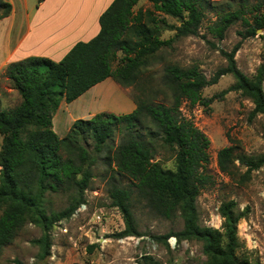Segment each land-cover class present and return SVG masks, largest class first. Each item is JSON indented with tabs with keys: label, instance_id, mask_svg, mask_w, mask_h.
<instances>
[{
	"label": "trees",
	"instance_id": "obj_1",
	"mask_svg": "<svg viewBox=\"0 0 264 264\" xmlns=\"http://www.w3.org/2000/svg\"><path fill=\"white\" fill-rule=\"evenodd\" d=\"M140 0H113L100 15V30L88 41L77 42L59 61L43 56H29L9 63L3 74L17 90L21 100L12 107L0 102V250L10 244L18 231L33 223L42 228L36 240L49 254L53 226L70 218L86 201L85 191L94 176L98 155L105 153L116 174L130 180L129 186L111 181L108 196L111 205L121 210L125 228L117 237L140 235L133 211L134 193L155 214L172 218L179 213L183 228L156 238L166 242L170 235L179 241L203 243L207 256L204 264H250L241 258L238 223L244 216L236 202H223L221 229L202 225L197 199L211 183L206 165L209 162L210 139L194 121L182 112L184 101L191 105H209L202 91L217 83L222 75L232 74L234 83L223 90L239 91L253 104L252 115L264 114V64L249 77L237 65L236 52L243 39L264 28V5L261 1L241 0L226 10L211 0H149L152 8L135 9ZM232 7V5H231ZM220 8V9H219ZM10 2L0 0V19L11 12ZM217 18L211 32L222 39L227 29L240 21L246 27L242 39L231 51L222 50L227 65L208 78L197 66H164L163 84L170 91L171 102L134 97L136 107L128 113L97 112L90 118L74 120L63 137L53 128V116L62 101L70 103L93 86L112 78L121 86H135L143 92L148 85L144 71L158 52L184 36L197 34L208 12ZM168 17L178 23H170ZM166 30L174 31L162 38ZM122 139L115 149L108 141L116 130ZM174 151V168L155 159L156 140ZM220 170L234 175L238 166L245 168L242 178L264 166V153L247 155L226 145L217 153ZM237 162L239 164H237ZM68 191L69 204L57 211L49 195ZM97 246L93 244L91 248ZM17 264H23L16 260Z\"/></svg>",
	"mask_w": 264,
	"mask_h": 264
},
{
	"label": "rangeland",
	"instance_id": "obj_2",
	"mask_svg": "<svg viewBox=\"0 0 264 264\" xmlns=\"http://www.w3.org/2000/svg\"><path fill=\"white\" fill-rule=\"evenodd\" d=\"M211 1L219 4L220 8L231 10L238 6L241 0ZM250 1H261L264 5V0ZM152 6L149 0H140L135 9H148ZM216 18L215 11L208 12L197 34L181 37L172 47H166L158 52L157 58L144 71L143 78L148 85L143 92L135 86H121L114 80L106 81L86 91L87 99L94 94V98L88 101L90 106L95 108L93 113L101 111L124 113L119 99H114L110 95V92L118 90L133 101L135 96L143 94L145 98L170 104V91L163 84L164 66L168 63L183 67L197 65L208 78H211L217 70L227 65L222 50L231 51L242 39L239 32L246 28L240 20L227 29L222 39H218L210 29ZM168 20L170 23H178L172 17H168ZM173 34L174 31L166 30L162 38H168ZM235 58L238 67L246 75L252 77L256 73L257 68L264 64V28L257 29L256 35L243 39ZM1 74V107H12L20 102L21 97L17 90L12 88L10 80ZM234 81V76L229 73L222 75L217 83L204 88L202 95L205 98H213L209 105L201 103L191 105L188 101H184L182 105L185 116L192 119L211 141L209 162L206 165L211 183L201 190L197 199L199 221L202 225L221 229L223 218L219 208L223 202L234 200L237 210L244 212L238 223L240 247L237 253L250 264H264V166L254 170L250 178L245 179L240 176L245 171L242 166H238L236 174L229 175L220 170L217 162L218 151L226 145H234L236 152L247 155L264 153V114L252 115L253 102L239 91L221 94ZM84 110H87V106ZM74 114L73 108L66 113L64 120L56 117L53 123L54 130L64 136L69 123H73ZM121 139L122 134L117 129L108 141L109 147L115 149ZM1 143L0 135V148ZM156 145L155 159L165 167L174 168V151L169 147L161 146L158 139ZM93 171L91 185L84 193L86 210L62 219L53 226L50 232L49 254L45 253V245L36 241L43 236L42 228L33 223H26L14 240L0 250V264H17L16 260L23 264H204L206 262L207 256L200 241H179L173 235H170L166 242L156 238L181 230L183 220L179 213L172 218L155 214L136 192L133 211L141 234L115 236V233L125 228V223L121 210L111 205L108 188L111 181L129 186L130 180L118 174L114 180L111 179L113 170L106 161L105 153L98 155ZM69 194L68 191L50 194L49 200L53 208L57 211L64 209L69 204ZM93 244L97 246L91 248Z\"/></svg>",
	"mask_w": 264,
	"mask_h": 264
},
{
	"label": "crops",
	"instance_id": "obj_3",
	"mask_svg": "<svg viewBox=\"0 0 264 264\" xmlns=\"http://www.w3.org/2000/svg\"><path fill=\"white\" fill-rule=\"evenodd\" d=\"M5 1L11 3L12 9L9 15L0 19V74L9 63L29 56L61 60L77 42L88 41L98 34L100 15L113 2V0ZM112 80L109 77L93 87ZM86 95L85 92L70 103L62 101L53 116V123L56 117L64 120L66 113L73 108L75 109L73 122L78 118H90L96 114L93 113L95 108L88 102L94 98V94L89 99L85 98ZM110 95L114 99H119L124 113L135 108L134 101L123 95L120 90L112 91ZM71 125L70 122L65 135Z\"/></svg>",
	"mask_w": 264,
	"mask_h": 264
},
{
	"label": "built area",
	"instance_id": "obj_4",
	"mask_svg": "<svg viewBox=\"0 0 264 264\" xmlns=\"http://www.w3.org/2000/svg\"><path fill=\"white\" fill-rule=\"evenodd\" d=\"M86 208H87V202L85 201V202H83L76 210H75V212L73 213V215L75 214V215H77L78 213H80L81 211H83V210H86ZM98 218H99V220L101 219L100 218V216L98 215ZM175 242H176V239H175Z\"/></svg>",
	"mask_w": 264,
	"mask_h": 264
}]
</instances>
